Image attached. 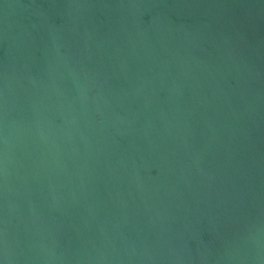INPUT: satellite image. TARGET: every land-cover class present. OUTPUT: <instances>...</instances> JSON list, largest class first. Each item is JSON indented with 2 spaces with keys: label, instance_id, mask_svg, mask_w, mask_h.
<instances>
[{
  "label": "water",
  "instance_id": "1",
  "mask_svg": "<svg viewBox=\"0 0 264 264\" xmlns=\"http://www.w3.org/2000/svg\"><path fill=\"white\" fill-rule=\"evenodd\" d=\"M0 264H264V0H0Z\"/></svg>",
  "mask_w": 264,
  "mask_h": 264
}]
</instances>
